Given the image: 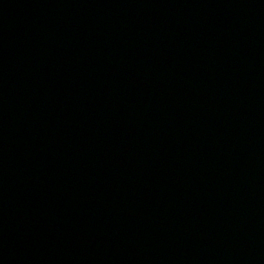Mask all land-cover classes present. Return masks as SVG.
I'll return each mask as SVG.
<instances>
[{
    "label": "water",
    "instance_id": "95a60500",
    "mask_svg": "<svg viewBox=\"0 0 264 264\" xmlns=\"http://www.w3.org/2000/svg\"><path fill=\"white\" fill-rule=\"evenodd\" d=\"M0 264H264V0H0Z\"/></svg>",
    "mask_w": 264,
    "mask_h": 264
}]
</instances>
